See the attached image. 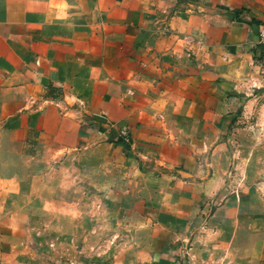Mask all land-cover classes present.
<instances>
[{
	"label": "crops",
	"instance_id": "crops-1",
	"mask_svg": "<svg viewBox=\"0 0 264 264\" xmlns=\"http://www.w3.org/2000/svg\"><path fill=\"white\" fill-rule=\"evenodd\" d=\"M263 23L264 0H0V153L138 194L150 264H264V178L228 136L264 91ZM68 203L31 212V246L84 245L51 238L81 225ZM11 219L0 264L26 259Z\"/></svg>",
	"mask_w": 264,
	"mask_h": 264
},
{
	"label": "rangeland",
	"instance_id": "rangeland-1",
	"mask_svg": "<svg viewBox=\"0 0 264 264\" xmlns=\"http://www.w3.org/2000/svg\"><path fill=\"white\" fill-rule=\"evenodd\" d=\"M249 98L256 102L249 106L243 102L238 107V116L228 134L229 143L235 153L239 154V150H242L245 160L258 166L260 176L264 178V91L260 90L258 96ZM247 99L245 97L244 101ZM52 161V170L31 172V166L40 168L39 162L22 155L0 153V231L12 224L11 214L14 211L19 218L17 224H20L21 236L29 237V244H21V247L26 248L25 254L23 253L26 259L22 258L20 264H29L30 259L34 264L35 260L39 261L38 264H44L48 258L56 264H139L138 259H142L143 264H150V255H137L131 246L134 241L148 246L151 240L149 234L141 231L138 233L135 227L140 221L139 215H146V207L139 203L138 194L124 198L122 188L119 187L110 193L107 185L93 189L92 182L87 179V172H72L68 187H61V174L56 166L60 159ZM43 177L47 178L46 181L42 180ZM93 190L96 196L92 197ZM61 195L69 198L71 213H79L85 218L79 217L81 225L76 231L68 229L71 222L64 220V235L53 230L51 238L59 241L63 236L72 243L80 242L84 245L31 246V212L36 217L33 220L41 222L40 227L48 222L60 225V216L55 213L56 210L59 211ZM50 211L54 215L44 220ZM91 223L94 226L98 224L99 229L95 228L93 231ZM47 238L49 241V236Z\"/></svg>",
	"mask_w": 264,
	"mask_h": 264
},
{
	"label": "built area",
	"instance_id": "built-area-1",
	"mask_svg": "<svg viewBox=\"0 0 264 264\" xmlns=\"http://www.w3.org/2000/svg\"><path fill=\"white\" fill-rule=\"evenodd\" d=\"M259 38H260V42L264 43V23L261 24V27L259 30Z\"/></svg>",
	"mask_w": 264,
	"mask_h": 264
}]
</instances>
